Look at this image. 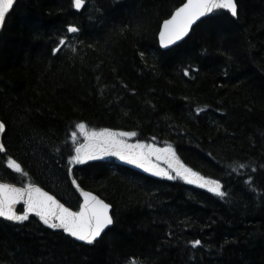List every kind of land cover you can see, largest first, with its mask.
<instances>
[{"label":"trees","instance_id":"trees-1","mask_svg":"<svg viewBox=\"0 0 264 264\" xmlns=\"http://www.w3.org/2000/svg\"><path fill=\"white\" fill-rule=\"evenodd\" d=\"M183 2L17 0L0 33V179L73 209L79 185L114 224L86 245L36 217L0 219V264H264V0H237V18H204L164 50L161 24ZM81 122L171 147L225 196L114 157L70 161Z\"/></svg>","mask_w":264,"mask_h":264},{"label":"snow or ice","instance_id":"snow-or-ice-1","mask_svg":"<svg viewBox=\"0 0 264 264\" xmlns=\"http://www.w3.org/2000/svg\"><path fill=\"white\" fill-rule=\"evenodd\" d=\"M73 3L75 8L80 9L84 0H73ZM13 4L14 0H0V22L5 20L6 13L9 12ZM221 12H227L232 17H236L238 15L237 0H187L186 3L175 9L169 19L163 21V26L159 32L160 43L167 46L180 40L189 32L190 26L198 18L204 17L211 20ZM67 31L76 33L78 29L74 25H68ZM64 43L65 39L61 38L57 48L52 51L57 52L59 46ZM184 74H188L187 69H185ZM76 128L85 136L87 143L76 147V155L70 156V161L82 163L84 160L93 159L95 155L111 154L118 156L121 160L138 164L140 167L146 168L147 171L155 170L156 175L174 178L170 176L167 170L157 169L156 165L148 163L149 157L158 153H167L169 154V167L174 166L177 176L189 180L190 183H200L202 187L220 197L225 196L220 180L206 178L187 168L175 158V152L171 147L159 149L152 144H144L140 141L135 144L127 143L125 138L135 136V132H114L109 129L86 131L83 122L78 123ZM5 129L6 125L0 121V132H4ZM72 136L75 137L76 133H72ZM3 150L4 145L0 144V151ZM159 158L157 155V159ZM9 164L14 167L16 172L22 171L21 166L11 158H9ZM243 166L240 165V167ZM25 175L27 174L25 173ZM75 183L73 180V184ZM80 193L83 197V203L79 205L78 211H73L34 184L29 183L24 187H16L0 182V217L10 221H25L29 219L30 213H35L44 224L51 228H62L72 237L93 244L101 236V233L114 223L112 216L109 215L110 205L91 192L80 189ZM19 201H23L24 211L18 214L15 211V205ZM190 243L195 247L200 245L201 241L194 240Z\"/></svg>","mask_w":264,"mask_h":264},{"label":"water","instance_id":"water-1","mask_svg":"<svg viewBox=\"0 0 264 264\" xmlns=\"http://www.w3.org/2000/svg\"><path fill=\"white\" fill-rule=\"evenodd\" d=\"M16 2H17V0H14V4H13V6L9 9V12L8 13H6V18H7V16L9 15V13L12 11V9H13V7L15 6V4H16ZM187 2V0H184V2L182 3V4H184V3H186ZM181 4V5H182ZM84 5V4H83ZM83 5H82V7H83ZM180 5V6H181ZM180 6H178V7H180ZM82 7L80 8V9H82ZM77 9V8H76ZM80 9H77V10H80ZM176 9V8H175ZM175 9L173 10V12L175 11ZM172 12V13H173ZM172 13H171V15H172ZM171 15L169 16V17H167L166 19H169L170 17H171ZM237 17V16H236ZM236 17H234V18H236ZM6 18H5V20L3 21V22H0V33H1V31H2V29H3V27H4V24H5V21H6ZM166 19H164V20H166ZM202 19H204V17H200V18H198V20H196V21H194L193 22V24L190 26V28H189V32L184 36V37H182L180 40H178V41H174L172 44H170V45H167V46H165V45H162L161 43H160V38H159V33H158V42H159V45H160V47L162 48V49H164V50H166V49H169V48H171V47H174V46H176V45H178V44H180L181 42H183L187 37H188V35L191 33V31H192V29H193V27L197 24V23H199ZM163 20V21H164ZM162 26H163V22H162V24H161V27H160V30H161V28H162ZM160 30H159V32H160ZM0 121H2V122H4L2 119H0ZM4 124H5V122H4ZM6 125V124H5ZM5 131H6V129H5ZM5 131L4 132H0V144H3L4 145V143H3V137H4V134H5ZM1 153H5L6 152V149H5V146H4V150L3 151H0ZM0 182H4V181H0ZM4 183H8V182H4ZM8 184H11V185H14V186H16V187H24V186H20V185H15V184H12V183H8ZM34 185H36V186H38V187H40L43 191H45V192H48L50 195H52V196H54L55 197V199L56 200H58L61 204H63L65 207H67V208H70V207H68V206H66L62 201H60L54 194H52V193H50L49 191H47L46 189H44V188H42L41 186H39V185H37V184H34ZM80 189H83V188H80ZM80 189H79V195H80V198H81V203H83V197H82V195H81V193H80ZM84 191H88V190H86V189H83ZM88 192H91V191H88ZM91 193H93L94 195H96V196H98L100 199H102V200H104L102 197H100L98 194H96V193H94V192H91ZM105 201V200H104ZM80 203V204H81ZM105 203H107V204H109L108 202H106L105 201ZM110 205V204H109ZM19 206H23V210H24V203H23V201H19L16 205H15V211L19 214V212H18V207ZM70 209H72V208H70ZM73 211H78V210H74V209H72ZM109 215H111L112 216V205H110V208H109ZM29 216H36L35 215V213H30L29 214ZM37 218H39L38 216H36ZM1 219H4V220H7V219H5V218H3V217H0ZM112 218H113V216H112ZM7 221H10V220H7ZM113 221H114V219H113ZM10 222H18V221H10ZM114 224V223H113ZM113 224L112 225H109L102 233H101V236L103 235V233H105L109 228H111L112 226H113ZM54 231H62V232H64L63 231V229L62 228H52ZM66 235H68V236H70L72 239H74L76 242H79V243H83V244H86V245H93L100 237H98L97 238V240L93 243V244H88V243H86V242H84V241H80V240H78L77 238H75V237H72L69 233H66V232H64Z\"/></svg>","mask_w":264,"mask_h":264},{"label":"rangeland","instance_id":"rangeland-1","mask_svg":"<svg viewBox=\"0 0 264 264\" xmlns=\"http://www.w3.org/2000/svg\"><path fill=\"white\" fill-rule=\"evenodd\" d=\"M86 126V125H85ZM86 131H92L90 130L89 128H85ZM96 131H99V130H96ZM76 133V136L73 137L72 136V139L74 140L75 144H76V147L78 145H84L87 143V140L85 138V136L80 132V130L78 128H76L72 133ZM126 142L127 143H130V144H135L137 143L138 141L140 142H143L144 144H152L154 145L156 148H159V149H164V148H167V147H164V146H157L155 143L151 142V141H142V140H137V139H134V136L132 137H126ZM145 151H147L145 149ZM157 155H159V159H157ZM157 155H153L151 157H149V161L148 163L151 164V165H156L157 166V169H164V170H167L169 173H170V176L171 177H179L176 175V172L174 170V166L173 167H169V159H168V155L167 153H158ZM108 157H114L115 159H118L120 161H124V162H127L129 164H132L126 160H121L118 156H115V155H105V156H99V155H95L93 159H97V158H108ZM175 158L177 159L176 155H175ZM92 160V159H90ZM84 161H88V160H84ZM136 167H139V168H142L140 167L138 164H132ZM143 169H146V168H143ZM155 173V170L152 171ZM169 177V176H168ZM182 178V177H181ZM200 184V183H198Z\"/></svg>","mask_w":264,"mask_h":264},{"label":"bare ground","instance_id":"bare-ground-1","mask_svg":"<svg viewBox=\"0 0 264 264\" xmlns=\"http://www.w3.org/2000/svg\"><path fill=\"white\" fill-rule=\"evenodd\" d=\"M114 218V217H113Z\"/></svg>","mask_w":264,"mask_h":264}]
</instances>
